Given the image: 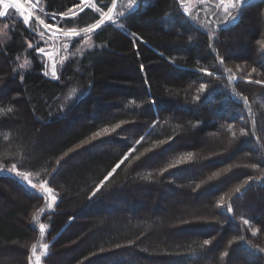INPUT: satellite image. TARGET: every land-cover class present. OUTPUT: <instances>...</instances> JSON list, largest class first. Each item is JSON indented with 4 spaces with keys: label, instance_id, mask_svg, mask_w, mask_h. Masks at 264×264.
Returning a JSON list of instances; mask_svg holds the SVG:
<instances>
[{
    "label": "trees",
    "instance_id": "trees-1",
    "mask_svg": "<svg viewBox=\"0 0 264 264\" xmlns=\"http://www.w3.org/2000/svg\"><path fill=\"white\" fill-rule=\"evenodd\" d=\"M25 1L45 22L80 30L114 0ZM130 1L59 40L67 57L55 78L38 53L57 44L43 25L0 17V262L264 264V210L250 206L264 191V0L238 6L229 25L202 5L187 13L185 0ZM238 32L248 48L232 47ZM45 183L53 205L37 188ZM203 190L212 209L200 234L153 222L169 210L162 193ZM149 198L159 211L146 215Z\"/></svg>",
    "mask_w": 264,
    "mask_h": 264
},
{
    "label": "rangeland",
    "instance_id": "rangeland-1",
    "mask_svg": "<svg viewBox=\"0 0 264 264\" xmlns=\"http://www.w3.org/2000/svg\"><path fill=\"white\" fill-rule=\"evenodd\" d=\"M126 4H128V6L131 4L130 0H125ZM249 0H187V2L185 1L184 3V10L187 13H190L191 15L194 16L195 13V8L199 7L200 5L203 6V10L206 12V14L208 15L209 21H212L214 19H216L218 22H223L224 25H229L230 23L233 22L235 15L231 16L229 13L233 10L236 9L238 6L242 5L244 2H247ZM19 3H21L22 5H29V7L25 8L27 12H31L32 16L36 18L37 21H39L41 23V21H43V23H41L43 25V27L45 28V34H47V36H49V38H54L56 43L59 42V40L63 39V38H70L73 36H66L65 33L71 32L73 30H75L78 35L83 34L85 31L84 29H80V31H78V29H62L58 26H54L52 24H49L47 22H45L43 19H41L36 13L35 10L32 8V6L28 3L25 2V0H18ZM92 1L90 0L88 3H91ZM116 4V2L114 3ZM115 7L111 6V12ZM225 9H227L228 11L226 12ZM80 10V9H79ZM78 9H76L74 11V13H77L79 11ZM109 10L105 13H108ZM104 13V14H105ZM26 14V13H25ZM102 15L101 18L104 19V22L108 19L107 16ZM246 21V25L248 27H250V25H253V21L251 22L250 19H245ZM251 23V24H250ZM250 24V25H248ZM45 25H48V27H45ZM207 25H213L210 22H207ZM204 25L201 24V27H203ZM206 28V27H204ZM93 29V28H92ZM7 25H2L0 26V37L4 38L7 33ZM243 31V28L242 30ZM239 38V39H237ZM44 41L45 40H41ZM231 41L233 42L232 47L235 46L236 49H245V47H249L250 43H248L247 41L244 40V38L239 34L236 36H233V38L231 39ZM90 41H87L86 43L88 44ZM46 43V42H45ZM41 45L40 47L43 46H50L49 43ZM29 46H33L32 43L29 44ZM64 54H62V52L60 53V56L58 54L57 49L51 50V51H46V54L48 56V70L50 73H52L53 70V65H55V69L57 70V66L60 65V63L64 62V60L67 57V44H64ZM229 49V48H228ZM228 51V50H227ZM23 63L21 64H25L26 63V59L23 58L21 60ZM176 94V92H175ZM181 108V106H179ZM178 108V109H180ZM69 128V127H68ZM184 142V141H183ZM188 143H190L191 141H187ZM225 142V141H224ZM203 143L205 144V147L207 148L208 151L217 148V146L215 145V143L213 142V140L205 138V140L203 141ZM185 144V143H184ZM31 150V149H30ZM216 152H220V150L216 149ZM33 152V150H32ZM227 152H223V153H217L215 156V159L221 156H227ZM228 178H225V182H229ZM224 182H217L216 184H212V188H220L221 186H223ZM38 189H40L41 191L45 188H48V186L46 185V183L44 184L43 187H37ZM132 193H136V192H141L140 189L139 190H135L133 189L131 191ZM169 193V196L167 195ZM167 194L162 193V196H160L161 198H164V196L166 197V199H164V203L166 205V207H168L169 210H165L164 211H159V207L157 203H154V198H149L147 201V208L145 209L146 211V215H149V213L151 211H156L159 213V218H154L153 222H157L160 223L162 228L164 229H171L173 230V235L177 234V235H181V236H185V235H191L194 233L200 234V231H195L196 229H199L201 231H204V225H207L206 223L208 222L207 219H205L204 217L208 215V213L211 212L212 209V205L209 203L208 199H209V194L210 191L209 190H203L202 192H198L196 195H178L175 196L172 192H168ZM140 195V194H139ZM49 196V200L51 205H53L56 201L52 199L53 194H48ZM14 200H17L16 197H14ZM159 202V200H158ZM171 202H175V203H171ZM209 203V204H208ZM252 203L251 202H247V205H250ZM145 206V207H146ZM251 207H260L261 209L264 210V191L261 193V196L258 198L257 203H254L252 205H250ZM142 208V206L140 207ZM142 210V209H141ZM140 210V211H141ZM188 218H190L192 221L191 224L188 225H183L181 223V218H186L187 216ZM204 222V223H203ZM191 227V228H190ZM124 228V225H123ZM204 228V229H203ZM184 233H182V232ZM163 233V232H162ZM107 235V234H106ZM164 236L162 237V241L166 240V243H168V241L170 242L172 239H174L175 237H173L172 234H163ZM96 235H92V238ZM171 236V237H170ZM98 237V236H97ZM177 239H174L173 241L176 242ZM173 242V243H175ZM138 262V263H137ZM1 264H5V261H1ZM144 264L143 262H139L137 260H132V258L127 259L125 262L120 263V264ZM107 264H111L110 262H108ZM113 264V263H112ZM115 264H119L118 262H116Z\"/></svg>",
    "mask_w": 264,
    "mask_h": 264
},
{
    "label": "snow or ice",
    "instance_id": "snow-or-ice-1",
    "mask_svg": "<svg viewBox=\"0 0 264 264\" xmlns=\"http://www.w3.org/2000/svg\"><path fill=\"white\" fill-rule=\"evenodd\" d=\"M0 3L3 4V10H0V17L7 18L8 15L11 12L18 13V19L21 20L26 27L30 23L34 22L35 19H36L35 17L32 16V13L31 12H28L27 14H25V12L23 11V8H27V7H29V5H21V3L18 2V0H0ZM77 7H79V5H77ZM84 7L85 8H92V7H94V5L88 3L87 0H84ZM113 7H115V4H113ZM81 10H83V9H81ZM97 11H100V10L97 9ZM225 11L227 12L228 10L225 9ZM104 15L107 16L108 20H111L112 19V17H111V9L109 10L108 13H105ZM41 23H43V21H41ZM103 23H104V19L101 18L97 24L93 25V27L94 28H99ZM45 27H48V25H45ZM85 31H89L90 32V31H92V28L85 29ZM65 35L66 36H73V37H75V36L78 35V33L75 30H73L71 32L65 33ZM133 35H135V33H133ZM38 51H39V53H42V54L45 53V49L42 48V47L39 48ZM202 71H206V69H202ZM253 71H255V69H253ZM45 75H47V73H45ZM56 75H57V73H56V70H55V65H53L52 77L55 78ZM255 83L259 84V83H261V81L257 80V81H255ZM204 87L205 86L202 84L201 85V89H203ZM57 163H59V161H57ZM253 167H255V165H253ZM109 175H111V173ZM24 180L27 181V177H24ZM28 183H29V185L31 187H35L34 185H31L30 182H28ZM236 191L239 192L240 189L237 188ZM44 192L47 193V194H51L53 192V189L51 187H48V188H45L44 189ZM93 195H95V193H93ZM41 198H43V195H42ZM52 199L55 200L56 197L53 196ZM221 204H223V197H221ZM228 211L230 212V211H232V209L229 207L228 208ZM248 223H249V221L247 219H245L244 220V224L247 225ZM39 231L41 233H43L45 231V225L43 223H41L39 225ZM253 234L255 235V232ZM204 244L205 245H208V244H210V241L209 240H205L204 241ZM47 247H48V245L45 244L44 245V248H47ZM32 250H33V255H35V252H36V246L35 245H33V249ZM224 255L227 256L228 253H224ZM30 260H31V258H30ZM35 264H40V257L39 256H36V258H35Z\"/></svg>",
    "mask_w": 264,
    "mask_h": 264
},
{
    "label": "water",
    "instance_id": "water-1",
    "mask_svg": "<svg viewBox=\"0 0 264 264\" xmlns=\"http://www.w3.org/2000/svg\"><path fill=\"white\" fill-rule=\"evenodd\" d=\"M44 49L46 50L47 48L46 47H44ZM39 52V51H38ZM44 54V56H45V58H46V62L48 61L47 60V56H46V53H43Z\"/></svg>",
    "mask_w": 264,
    "mask_h": 264
},
{
    "label": "bare ground",
    "instance_id": "bare-ground-1",
    "mask_svg": "<svg viewBox=\"0 0 264 264\" xmlns=\"http://www.w3.org/2000/svg\"><path fill=\"white\" fill-rule=\"evenodd\" d=\"M22 5V4H21Z\"/></svg>",
    "mask_w": 264,
    "mask_h": 264
}]
</instances>
